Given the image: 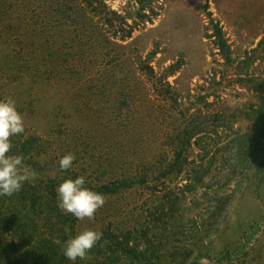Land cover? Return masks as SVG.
I'll return each instance as SVG.
<instances>
[{
    "label": "rangeland",
    "instance_id": "rangeland-1",
    "mask_svg": "<svg viewBox=\"0 0 264 264\" xmlns=\"http://www.w3.org/2000/svg\"><path fill=\"white\" fill-rule=\"evenodd\" d=\"M85 1L0 0V96H12L25 117V132L11 139L39 138L31 163L24 160L32 183L44 192L47 178L85 176L106 197L94 219L72 216L74 234H103V252L76 264L118 260L109 246L126 232L145 248L141 229L168 195L179 211L148 232H156L158 264H264V128L255 112L264 102V64L241 67L264 39V0H153L157 16L136 19L124 41ZM102 1L135 21L138 0ZM215 25L241 80L252 77L250 90L231 75L221 83L226 64L213 43ZM199 99L195 121L204 127L189 146L180 134ZM250 133L259 140L256 157L241 159L234 138ZM67 153L75 160L61 172ZM119 182L132 185L103 192Z\"/></svg>",
    "mask_w": 264,
    "mask_h": 264
},
{
    "label": "trees",
    "instance_id": "trees-1",
    "mask_svg": "<svg viewBox=\"0 0 264 264\" xmlns=\"http://www.w3.org/2000/svg\"><path fill=\"white\" fill-rule=\"evenodd\" d=\"M152 1L153 0H138L139 6L136 13L133 15L135 21L130 24H128V20L131 18L130 14H127L128 16H121L114 10L107 8L102 0H86L85 4L89 8V13L103 17L101 24L104 22V27H110L116 24L114 33L119 34V40L124 41L131 37L133 28L138 24L137 20L140 22L145 20L151 22L152 17L157 16L152 9L150 10ZM145 9L150 10L151 16L144 13ZM98 11H101L103 14ZM115 37L118 36L116 35ZM212 38L213 43L219 50L226 64L225 74L227 75L226 77H222L221 83H226L230 78L229 75H231V77H235L233 83L238 84L242 89L250 90L251 87L248 82L252 80V77H247L246 81H242L241 78H246V76L244 75V77H241L242 71L234 70V61L230 47L226 42L222 29L217 25L214 26ZM263 50L264 39L260 40L258 47L250 50V56H247L245 60L241 61V67L248 68L250 64L257 60L264 64ZM168 89L170 91L169 87ZM254 90H256V87H254ZM208 95L209 94H205L204 98ZM199 103H201L200 99L197 101V113L192 117L194 118L193 122L190 125H186L180 134V139L183 137L189 146L193 139L201 133L204 127V124L201 125L195 121L197 118L196 116H200L201 112H203ZM209 105L210 104H208V106ZM255 112L262 114L261 117L259 115V123L263 125L264 128V102H260ZM11 140L13 145L11 154L22 155L24 160L31 163L34 151L39 146V138L26 136L23 139L21 137L20 139L16 138ZM234 142L237 145L236 154L239 155L241 159L248 156L256 157V154H254L256 151L255 146L256 143L259 142V140L256 139V135L253 133L239 134L234 138ZM197 145L199 146L198 143ZM180 156L181 155L177 153L176 158L180 159ZM206 170L207 169H203L200 171L201 173L195 175L199 185H202L201 183L203 180L201 177L206 174ZM59 182L60 181L57 179H45L43 182L44 184L46 183L44 192L39 190L36 184L26 183L18 193L10 197H0V264H66L67 259L64 257L62 251L63 242L70 235L74 234L75 220L70 214L63 212L57 206L55 188ZM128 183L129 182L111 183L108 186H103L102 189L106 194H114L124 187H130L132 185ZM177 200V197L169 195L161 198L154 206L155 211H153V213L151 212V227L149 224H146L144 229H141V232L135 231L136 233L140 232L141 238L145 239V248L139 250L138 244H132L134 240L137 239L134 231L126 232L121 236L115 235V238H117L115 244L109 246L111 249H108L112 251L113 256L118 258V260L123 256V264H158L159 262L155 261L158 245L152 241V236L156 232L150 237H148V232L153 230V227H163L165 224H168V220L174 218L177 210L179 211L176 204ZM166 205L168 208L165 211L164 206ZM154 212L158 214H154ZM158 232H161V230L158 229ZM93 249L95 250L91 251L95 254L103 252L99 244ZM111 257L108 258L109 261L104 260L103 262L91 264H117L118 260H110L113 258ZM192 264L198 263L194 261Z\"/></svg>",
    "mask_w": 264,
    "mask_h": 264
},
{
    "label": "clouds",
    "instance_id": "clouds-1",
    "mask_svg": "<svg viewBox=\"0 0 264 264\" xmlns=\"http://www.w3.org/2000/svg\"><path fill=\"white\" fill-rule=\"evenodd\" d=\"M24 132L25 117L16 100L12 96H0V197H10L36 179L34 171L25 164L24 157L11 154V138ZM74 160L72 153L63 155L58 161L59 170L65 172L71 169ZM86 184L85 176L66 177L55 188L58 208L77 220L94 219L97 210L106 203L105 194L92 190ZM102 236V232L94 229L70 235L63 242L64 257L71 264L86 259Z\"/></svg>",
    "mask_w": 264,
    "mask_h": 264
}]
</instances>
